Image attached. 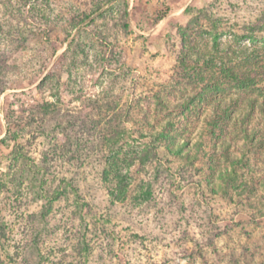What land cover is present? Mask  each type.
I'll return each mask as SVG.
<instances>
[{
    "label": "rangeland",
    "instance_id": "obj_1",
    "mask_svg": "<svg viewBox=\"0 0 264 264\" xmlns=\"http://www.w3.org/2000/svg\"><path fill=\"white\" fill-rule=\"evenodd\" d=\"M215 29L232 56L260 45L264 0H0V264H264L260 175L256 193H225L199 170L206 157L192 164L162 145L161 162L132 167L124 200L102 176L110 135L137 154L147 146L144 115L208 152L212 103L157 113L153 92L170 110L193 93L179 76L181 35L204 54ZM214 94L232 106L226 143L238 154L248 96ZM259 122L256 110L249 125Z\"/></svg>",
    "mask_w": 264,
    "mask_h": 264
},
{
    "label": "trees",
    "instance_id": "obj_2",
    "mask_svg": "<svg viewBox=\"0 0 264 264\" xmlns=\"http://www.w3.org/2000/svg\"><path fill=\"white\" fill-rule=\"evenodd\" d=\"M219 35L218 29H215L213 51L204 54L198 51L196 39L190 35L187 36L185 32L181 35L182 50L179 61L183 69L179 76L192 87L193 93L190 96L170 110L167 101L160 95V91L153 92L157 113L163 111H168V114L170 111L192 112V107L198 109L197 102L210 101L212 103L214 111L207 119L205 129L201 133L202 139L204 137L208 139V152L204 149L203 141L194 148H188L186 143L176 145L177 135L174 134L172 121L167 120L164 124L158 125L156 120L152 121L144 115L141 124L146 133H140V136L145 140L144 145L147 146H143L144 149L140 153L132 151L129 143L131 139L121 136V133L110 135L107 139L106 144L109 151L102 176L106 183L111 182L112 184L108 193L113 199L124 200L126 198L131 187V169L136 163L144 165L150 161L161 162L158 153L162 145L172 156L192 164L195 163L198 155L206 157L204 165L202 164L199 170L206 171V180L210 184L217 175L225 193L234 191L239 196L244 192L256 193L257 175L264 179V36L259 37L261 39L259 45L255 43L258 37L241 35L240 38L251 39L255 45L247 52L232 56L235 51L230 48L224 51L219 50V44L216 41ZM193 54H196L195 60H192ZM189 61L195 62L190 65V69H187ZM224 86L239 91L241 98L248 96L246 98L248 111L239 123L238 134L242 136L243 142L237 149L238 154H234L229 144L226 143L232 106L224 103L214 94L223 91ZM256 110L259 112L261 121L259 122L261 129L258 131L249 125ZM125 134L129 135L128 132ZM121 140L123 144L120 143ZM218 142H221L219 149L216 147ZM124 144L128 145L125 152L123 151ZM221 161L227 163L228 168L222 169ZM258 162H262L260 166ZM122 169H125V172ZM254 173L256 177L253 176ZM244 178L250 180L245 181ZM150 186V182L146 190H142L144 189L142 185L139 186L141 201H146L150 197L151 193L148 191ZM211 186L212 190H215L214 186Z\"/></svg>",
    "mask_w": 264,
    "mask_h": 264
}]
</instances>
